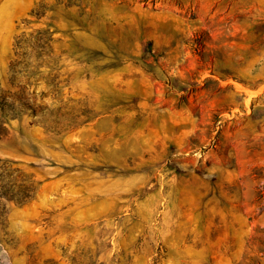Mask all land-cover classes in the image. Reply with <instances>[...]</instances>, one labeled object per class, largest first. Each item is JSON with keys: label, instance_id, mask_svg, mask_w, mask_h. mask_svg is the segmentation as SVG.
I'll list each match as a JSON object with an SVG mask.
<instances>
[{"label": "rangeland", "instance_id": "374dc122", "mask_svg": "<svg viewBox=\"0 0 264 264\" xmlns=\"http://www.w3.org/2000/svg\"><path fill=\"white\" fill-rule=\"evenodd\" d=\"M0 264H264V0H0Z\"/></svg>", "mask_w": 264, "mask_h": 264}]
</instances>
